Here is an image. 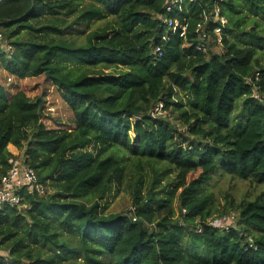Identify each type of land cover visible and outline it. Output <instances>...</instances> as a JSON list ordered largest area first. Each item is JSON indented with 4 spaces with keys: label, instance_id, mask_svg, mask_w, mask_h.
<instances>
[{
    "label": "trees",
    "instance_id": "1",
    "mask_svg": "<svg viewBox=\"0 0 264 264\" xmlns=\"http://www.w3.org/2000/svg\"><path fill=\"white\" fill-rule=\"evenodd\" d=\"M82 2L0 0L2 68L44 75L74 123L47 127L42 97L0 84V187L12 144L54 188L0 205V264H264V190L222 209L207 190L218 171L264 185V101L247 81L264 95V0H178L171 11L170 0ZM95 19L107 20L65 34ZM125 184L134 213H108L105 198ZM229 211L236 226L225 229Z\"/></svg>",
    "mask_w": 264,
    "mask_h": 264
},
{
    "label": "rangeland",
    "instance_id": "2",
    "mask_svg": "<svg viewBox=\"0 0 264 264\" xmlns=\"http://www.w3.org/2000/svg\"><path fill=\"white\" fill-rule=\"evenodd\" d=\"M87 2L88 0H83L81 7L85 6ZM249 17L251 18L252 15H250ZM106 20L107 19H95L89 25L76 24L70 26L65 29V34L71 38H82L87 35L91 30L104 26ZM262 23L264 25V21H262ZM250 26L251 22L248 18L247 27L249 28ZM217 43L216 45H213V51L216 53H222V46ZM259 57L261 59V62L264 63V50L262 54L259 55ZM95 70L102 71L105 73L113 71L120 72L117 69L109 67H98ZM9 77L13 78V80L10 81ZM0 84L5 87L9 96H12L17 91L22 90L31 98L42 97L46 101V117L44 118V122L46 123L47 127L71 128L74 126L73 115H71V111L67 107L66 103L60 98L56 87L49 80H47L44 75L38 77H29L25 79H18L8 74L2 68L0 61ZM49 107H54L55 111H49ZM164 113L165 115L160 116L168 117L169 112L166 111ZM169 119L170 121L175 123L173 116H171ZM175 124L178 125V123ZM86 150L96 152V147H88ZM144 172H146V170ZM168 184L169 181H166L163 183L162 187L167 188ZM44 185L49 190L47 194L54 192V188L49 184V182H47L46 184L44 183ZM126 188L127 185L125 184L123 187H121V191L118 194L109 195L105 198V200L107 199L110 201L109 208L107 209L108 213H122L124 215L134 213L135 208L132 205V195L130 191ZM207 190L214 194L216 205L218 206L217 208L222 209L225 205L227 206L226 200L228 196L234 197L236 201H240L244 197L252 198L256 194L264 190V185L253 184L248 181L241 180L240 178L233 177L229 174H225L221 171H218L214 174L213 178L209 182ZM236 217L237 212L229 211L227 216L223 220H220L218 222L219 226L222 228H225L229 225L236 226ZM214 223L216 224V222ZM0 253L6 255L1 251Z\"/></svg>",
    "mask_w": 264,
    "mask_h": 264
},
{
    "label": "built area",
    "instance_id": "3",
    "mask_svg": "<svg viewBox=\"0 0 264 264\" xmlns=\"http://www.w3.org/2000/svg\"><path fill=\"white\" fill-rule=\"evenodd\" d=\"M177 1L178 0H170V3L167 6L166 10L171 11L173 4L176 3ZM213 19L215 21L218 20L221 22L220 25L214 28L215 33L218 34L217 42L219 43V45H221L222 41L220 35L222 33V27L226 24L227 21L224 17H221L218 8L214 9ZM168 25L174 31L178 30L181 27L182 30L180 35L182 37L186 35V27L182 25V23L179 20H170L168 21ZM198 31H199V39H200L198 49L202 51H206L207 50L206 43L210 41V36L206 32V28L203 27L202 25H198ZM160 51H161L160 47H157L156 52L160 53ZM258 75L259 73L256 74L255 81L258 80ZM9 80L11 81L12 79L9 78ZM247 81L254 85L255 88L254 97L256 99L264 101V95L258 90L255 82L252 80V77L248 78ZM163 107H164L163 102H160L156 105L155 111L162 112ZM48 110L54 112L55 108L49 107ZM21 153L23 152L19 151L17 153H13V155L8 159L10 168L6 173V175H4L1 180L0 205L8 203L11 205L19 206L21 204L22 197L18 194V191L21 189L30 190L31 192H35L41 196L47 195V193L49 192V190L46 188L44 183L40 181L36 170L25 162ZM231 226L233 225L226 226L225 229H229Z\"/></svg>",
    "mask_w": 264,
    "mask_h": 264
},
{
    "label": "crops",
    "instance_id": "4",
    "mask_svg": "<svg viewBox=\"0 0 264 264\" xmlns=\"http://www.w3.org/2000/svg\"><path fill=\"white\" fill-rule=\"evenodd\" d=\"M9 78H11V77H9ZM12 80H13V78H11ZM8 148H9V150L12 152V153H17V152H19V150L15 147V146H13L12 144H10L9 146H8Z\"/></svg>",
    "mask_w": 264,
    "mask_h": 264
},
{
    "label": "water",
    "instance_id": "5",
    "mask_svg": "<svg viewBox=\"0 0 264 264\" xmlns=\"http://www.w3.org/2000/svg\"><path fill=\"white\" fill-rule=\"evenodd\" d=\"M1 49H2V44H1V41H0V53H1Z\"/></svg>",
    "mask_w": 264,
    "mask_h": 264
}]
</instances>
